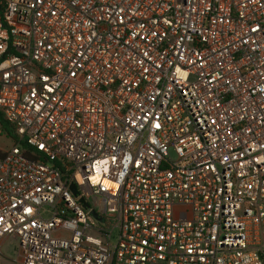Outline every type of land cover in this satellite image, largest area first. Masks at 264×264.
<instances>
[{
    "label": "built area",
    "instance_id": "built-area-1",
    "mask_svg": "<svg viewBox=\"0 0 264 264\" xmlns=\"http://www.w3.org/2000/svg\"><path fill=\"white\" fill-rule=\"evenodd\" d=\"M0 7V264H264V0Z\"/></svg>",
    "mask_w": 264,
    "mask_h": 264
},
{
    "label": "rangeland",
    "instance_id": "rangeland-1",
    "mask_svg": "<svg viewBox=\"0 0 264 264\" xmlns=\"http://www.w3.org/2000/svg\"><path fill=\"white\" fill-rule=\"evenodd\" d=\"M13 144L14 143L12 139L6 137H0V148L2 150L12 147ZM17 249H18L17 241L11 238L6 239L2 246V252L10 257L16 256Z\"/></svg>",
    "mask_w": 264,
    "mask_h": 264
},
{
    "label": "trees",
    "instance_id": "trees-1",
    "mask_svg": "<svg viewBox=\"0 0 264 264\" xmlns=\"http://www.w3.org/2000/svg\"><path fill=\"white\" fill-rule=\"evenodd\" d=\"M1 2V0H0ZM2 9V7H0ZM0 128L3 133H6L9 137H11L13 140H15V137L13 135V131L10 128V126L3 120L1 114H0Z\"/></svg>",
    "mask_w": 264,
    "mask_h": 264
},
{
    "label": "crops",
    "instance_id": "crops-1",
    "mask_svg": "<svg viewBox=\"0 0 264 264\" xmlns=\"http://www.w3.org/2000/svg\"><path fill=\"white\" fill-rule=\"evenodd\" d=\"M0 137H6V138H10V139H12L11 137H9L6 133H2L1 135H0ZM13 140V139H12ZM13 143H14V140H13ZM11 147H9L8 149H4V150H2L1 148H0V156H2V155H4L9 149H10Z\"/></svg>",
    "mask_w": 264,
    "mask_h": 264
},
{
    "label": "water",
    "instance_id": "water-1",
    "mask_svg": "<svg viewBox=\"0 0 264 264\" xmlns=\"http://www.w3.org/2000/svg\"><path fill=\"white\" fill-rule=\"evenodd\" d=\"M71 189L73 190V192H74L75 194L77 193V188H76L75 185H72V186H71ZM85 206H87V205L85 204Z\"/></svg>",
    "mask_w": 264,
    "mask_h": 264
}]
</instances>
